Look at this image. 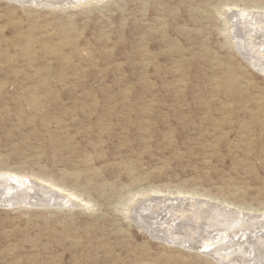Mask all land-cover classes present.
Listing matches in <instances>:
<instances>
[{
  "label": "rangeland",
  "instance_id": "rangeland-1",
  "mask_svg": "<svg viewBox=\"0 0 264 264\" xmlns=\"http://www.w3.org/2000/svg\"><path fill=\"white\" fill-rule=\"evenodd\" d=\"M31 1L0 0V174L29 176L62 205L0 206V264H218L201 253L214 229L178 200L257 218L227 242L251 254L216 256L264 264V129L254 140L239 128L264 121V62L243 56L254 32L238 22L264 0ZM79 108L97 112L88 122ZM168 218L185 229L168 232Z\"/></svg>",
  "mask_w": 264,
  "mask_h": 264
},
{
  "label": "bare ground",
  "instance_id": "bare-ground-1",
  "mask_svg": "<svg viewBox=\"0 0 264 264\" xmlns=\"http://www.w3.org/2000/svg\"><path fill=\"white\" fill-rule=\"evenodd\" d=\"M16 2L20 3V5L25 6L26 0H15ZM33 1V0H32ZM31 1V2H32ZM36 1V0H34ZM33 1V2H34ZM59 1V0H57ZM83 0H81L82 2ZM61 2V1H60ZM69 2V1H68ZM80 2V1H79ZM29 3V1H28ZM49 3H53L54 6V0L53 2H49ZM148 3V2H147ZM48 4V3H47ZM56 4V3H55ZM59 4V3H58ZM55 5V7H58ZM79 4V3H78ZM30 5V4H29ZM34 5V4H33ZM81 5V4H80ZM37 6V5H35ZM46 7H48L47 5H45ZM45 6H42L45 8ZM50 6V5H49ZM52 6V5H51ZM50 6V7H51ZM52 6V7H53ZM66 6H69L68 4ZM65 6V7H66ZM76 6V5H75ZM78 6V5H77ZM80 7V6H79ZM54 8V7H53ZM61 8V7H59ZM52 9V8H50ZM194 9V8H193ZM261 9V8H260ZM192 10V9H191ZM195 11V10H194ZM177 13V12H176ZM243 13V12H242ZM251 13V12H250ZM244 13L243 17L241 20H239L237 17V19L239 20V25H242V29H244L246 26L252 25L253 26V32L249 33L247 35H250V37L252 38L251 40L249 39L248 42L249 43V47H245L243 50H240L241 52L244 51L247 53H244L243 56L249 60V61H257L261 62L260 65H258L259 67L262 65L263 67V62H264V14H250ZM209 15V14H208ZM237 16V15H236ZM233 18V17H232ZM236 18V17H235ZM236 19V20H237ZM165 24V23H164ZM237 24V21H236ZM164 26V25H163ZM251 26V28H252ZM160 27V26H159ZM240 27V26H239ZM2 28V27H1ZM242 31V30H241ZM248 31V30H247ZM251 31V29H250ZM62 33H66L64 31H62ZM248 33V32H247ZM245 35V34H244ZM249 37V36H248ZM245 43V42H244ZM47 47V45L45 46ZM252 53V54H251ZM261 59H263V62L261 61ZM51 62V61H50ZM253 63V62H251ZM255 65V64H254ZM257 65V64H256ZM242 66V65H241ZM252 68V67H251ZM49 70V69H48ZM50 73V72H49ZM264 74V72H263ZM35 76H28V79L30 80H34L35 86H40L41 84H43V81L41 78H39L40 76H38V73L34 74ZM22 76L20 75V71H16L14 73V79L16 81H18ZM36 78V79H35ZM60 80V82H63L64 79L60 78L58 79ZM234 80V79H232ZM226 86L225 88L229 89H237L240 88L238 86L234 87V85L230 82H228V80L224 81ZM224 84V85H225ZM240 84V83H239ZM185 85V84H184ZM242 85V84H240ZM25 86V85H24ZM23 97V96H21ZM27 103L29 104V106L31 107H41L42 103L41 100L39 99V96H37L36 94L33 95L32 93L28 92V94L26 96H24ZM20 98V97H18ZM47 100V99H46ZM245 100V99H244ZM261 100L263 99H258L255 101H258L259 103L261 102ZM97 101V100H96ZM249 104V103H248ZM246 103L245 107H244V111L248 112L249 111V106ZM10 108V107H9ZM257 109V108H256ZM44 110V109H42ZM94 112H97L96 109L93 110ZM92 110H86L84 108H79V114L82 118L83 116L86 117V120L88 122H90L91 120V116H93V112ZM38 112V111H37ZM222 113V112H221ZM234 113V112H233ZM258 115H260L259 113H263V108L260 106L258 107V111H257ZM237 114V113H236ZM252 114V113H251ZM250 120H248V124L242 123L240 125V129L243 135L245 134H254V137H257V139L255 138L254 140H259L263 138V129H264V121L263 119L258 120L256 119L257 117L253 116V115H249ZM260 118V117H259ZM25 119V118H24ZM81 123V122H80ZM219 124V123H218ZM85 125V124H84ZM256 133V134H255ZM139 141V140H138ZM59 148V147H58ZM35 157V156H34ZM90 157V156H88ZM79 158V157H78ZM93 161V160H92ZM91 161V162H92ZM72 167V166H71ZM71 169V168H70ZM76 170V169H75ZM76 172V171H75ZM79 173V172H78ZM19 174V173H18ZM81 174V173H80ZM29 176H20V175H12V174H0V206L4 207V208H11V209H31V208H55V207H60L62 205L61 203V196H59V194H57V190L53 191L55 189H51L48 191L47 188L42 187L41 185H38L37 183L31 181L29 178ZM41 180V179H40ZM88 181V180H86ZM64 184V183H63ZM91 184V183H90ZM53 186L60 188V190H63L64 187H62L61 185L57 184V183H52ZM60 186V187H59ZM62 187V188H61ZM53 188V187H52ZM156 188V187H155ZM237 188V187H236ZM123 189V188H122ZM121 189V190H122ZM103 190V189H102ZM237 190V189H236ZM154 192V191H153ZM157 193H159L160 191H156ZM59 193V192H58ZM148 192L141 189L140 191L136 192V193H131V197H130V201L133 202L134 199L138 196V195H145ZM167 193V192H166ZM71 195V194H70ZM76 195V194H75ZM69 196V195H68ZM74 196V195H71ZM102 196V195H101ZM64 197V196H63ZM172 197V196H171ZM176 198V197H175ZM190 198V197H189ZM198 198V197H197ZM184 199V198H183ZM186 199V198H185ZM211 199V198H210ZM60 200V201H59ZM70 199H67V203ZM171 200V199H170ZM140 201V200H139ZM153 201V200H152ZM175 201V200H174ZM178 210L181 214L187 213L189 215V217H192L195 219V223H200V224H205L207 226H209L211 229H214V233H216L215 238H212L208 244H206L204 246V248H202L201 253L203 254H211L214 253L213 255V260L215 262H217L218 264H229L231 263L233 260H231L230 262H226L224 258H217L216 255H223L224 257H231L233 256V258L237 257L240 258L242 256L245 255H249L251 254L253 251H250V249L247 248V246H234V245H227V242L230 241V239L232 238V235L236 236L237 234L234 231H242V229L244 227H248L251 226L254 222L255 225L259 226L260 222L257 223V218H250L248 221H246L243 217H240L238 214H236L237 212H233L231 209L228 208H218L215 205H210L208 204V202H202V201H198L195 200L192 202H185L183 200H178ZM181 201V202H180ZM187 201V199H186ZM205 201V200H204ZM209 201V200H208ZM223 201V200H222ZM220 201V202H222ZM142 202V201H141ZM167 202V201H166ZM173 202V200H172ZM210 202V201H209ZM213 202V201H212ZM224 203V202H223ZM228 203V202H227ZM231 203V202H230ZM140 204V203H139ZM170 204V203H169ZM70 205V204H69ZM136 205V204H135ZM134 205V206H135ZM218 205V203H217ZM226 205V204H225ZM68 206V205H67ZM127 206V205H126ZM172 206V205H171ZM224 206V205H223ZM167 207V206H166ZM240 207V206H239ZM124 208V207H123ZM130 208V207H129ZM170 208V207H169ZM231 208V207H230ZM128 209V208H127ZM145 209V208H144ZM167 209V208H166ZM61 210V209H60ZM130 210V209H129ZM156 210V209H155ZM173 210V209H171ZM257 210V209H255ZM131 212V211H130ZM153 212V211H152ZM161 212H163L161 210ZM166 212V211H165ZM170 212V211H169ZM178 212V211H177ZM176 212V213H177ZM178 212V213H179ZM129 213V212H128ZM164 213V212H163ZM177 213V214H178ZM264 213V212H263ZM50 214V213H49ZM165 214V213H164ZM245 214V213H244ZM258 214V213H257ZM132 215V214H131ZM166 215V214H165ZM246 216V215H245ZM256 216V215H255ZM264 216V215H263ZM150 217V216H149ZM179 218V217H178ZM188 218V217H187ZM262 218V217H261ZM163 219V218H162ZM133 220L136 222V219L133 218ZM140 220V219H139ZM165 220V219H164ZM264 220V219H262ZM138 221V220H137ZM176 221V220H175ZM174 222V221H173ZM177 222V221H176ZM186 223V221H183ZM138 223H140L138 221ZM137 223V224H138ZM179 223V222H178ZM192 223V222H191ZM264 223V222H263ZM155 224V223H154ZM181 224V223H180ZM159 225V224H158ZM163 225H166V229L169 232L171 229L173 230H177V228L180 230H183L185 228H183L182 226H174L172 223V220L170 218L166 219L161 227ZM263 225V224H262ZM186 226V225H185ZM254 226V225H253ZM169 228H171L169 230ZM192 228V227H191ZM263 228V227H261ZM198 230V229H197ZM260 230V229H259ZM145 231H147L150 235H155V232L149 228H145ZM178 231V230H177ZM194 231V230H193ZM192 230H188L189 233L193 234ZM246 231V229H245ZM263 231V230H262ZM195 232V231H194ZM252 232V231H251ZM256 232V231H255ZM157 233V232H156ZM166 233V232H165ZM221 233V234H220ZM171 234V233H169ZM158 235V234H157ZM190 235V234H189ZM188 235V236H189ZM196 235V234H195ZM210 235V234H209ZM240 235V234H239ZM260 235V234H259ZM175 236V235H174ZM250 236V235H249ZM248 236V237H249ZM192 236H190L191 238ZM200 237V236H199ZM238 237V236H237ZM259 239L261 236H258ZM156 238V237H155ZM160 238V237H159ZM164 238V236H163ZM244 238V237H243ZM178 239V238H177ZM204 239V238H203ZM236 239V238H235ZM245 239V238H244ZM251 239V238H250ZM253 239V238H252ZM170 240V239H169ZM191 240V239H190ZM199 240V239H198ZM241 240V239H240ZM165 241V240H164ZM176 241V240H175ZM256 241V240H255ZM170 241H167L166 243L169 244ZM185 242V241H184ZM197 242V241H196ZM195 242V244H196ZM223 242V243H221ZM171 243H176L177 242H172ZM185 243L189 244L188 245V249L192 250H197L199 251V248L197 245L194 244V242H190V241H186ZM184 243V244H185ZM216 243H220L219 245H215ZM229 243V242H228ZM237 243V241H236ZM242 244V243H241ZM259 246V245H258ZM203 247V246H202ZM255 247V246H254ZM183 248V247H182ZM197 251V252H198ZM261 251V250H260ZM260 255V254H259ZM252 256V255H251ZM255 256V255H254ZM248 260V259H247ZM245 261V259H244ZM236 262V261H235ZM234 262V263H235ZM150 264V263H149ZM244 264V263H243ZM246 264V263H245Z\"/></svg>",
  "mask_w": 264,
  "mask_h": 264
}]
</instances>
